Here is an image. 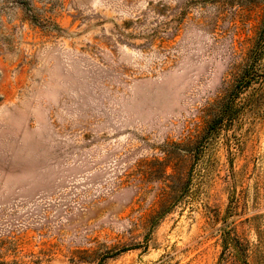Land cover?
I'll return each mask as SVG.
<instances>
[{
	"label": "rangeland",
	"instance_id": "1",
	"mask_svg": "<svg viewBox=\"0 0 264 264\" xmlns=\"http://www.w3.org/2000/svg\"><path fill=\"white\" fill-rule=\"evenodd\" d=\"M0 264H264V0H0Z\"/></svg>",
	"mask_w": 264,
	"mask_h": 264
},
{
	"label": "trees",
	"instance_id": "2",
	"mask_svg": "<svg viewBox=\"0 0 264 264\" xmlns=\"http://www.w3.org/2000/svg\"><path fill=\"white\" fill-rule=\"evenodd\" d=\"M263 44V41H261L260 40V42H259V45L260 44ZM261 52V49L259 48V47H256L255 48V50L254 51H252V54H251V57L253 58V59H257V57H258V55H259V53ZM248 76H246V77H242L241 78V80H240V82L238 83V90H237V93L240 91V90H243V89H245L246 87H248L249 86V84H250V80H251V78H247ZM225 111L226 110H224L223 112H222V114H219V115H217L216 116V118L214 119V123H217V122H222L223 120V117H225ZM227 112V111H226Z\"/></svg>",
	"mask_w": 264,
	"mask_h": 264
}]
</instances>
